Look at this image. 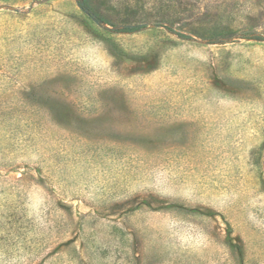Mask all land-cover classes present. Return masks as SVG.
Here are the masks:
<instances>
[{
  "label": "rangeland",
  "instance_id": "obj_1",
  "mask_svg": "<svg viewBox=\"0 0 264 264\" xmlns=\"http://www.w3.org/2000/svg\"><path fill=\"white\" fill-rule=\"evenodd\" d=\"M89 1L0 0V264H264V0Z\"/></svg>",
  "mask_w": 264,
  "mask_h": 264
},
{
  "label": "trees",
  "instance_id": "obj_2",
  "mask_svg": "<svg viewBox=\"0 0 264 264\" xmlns=\"http://www.w3.org/2000/svg\"><path fill=\"white\" fill-rule=\"evenodd\" d=\"M83 10L92 19L98 20L102 24H106L109 26H114L109 19L104 17L102 13L96 9L93 4L89 0H84ZM138 29L127 28L124 29V32H134ZM247 37L244 39L254 40L255 45L258 47H264V28L262 30H251L248 33H245ZM227 42H220V44H226ZM16 105L9 103L8 105H0V135H3L7 141H9L10 145H0V150L5 149L7 147L15 148V151H22L24 148H31L35 145L34 136L37 133V129H41L42 122L36 121L31 118H25L19 114H16ZM27 109L30 111H35V107L27 105ZM16 114V115H15ZM40 126V128H38ZM14 151V152H15ZM23 179H15V185L22 182ZM17 191L21 193L18 188L15 186L10 187V191ZM16 208V207H15ZM16 209H12L11 206L7 208L3 213H0V223H2V227L0 229H7L8 231L16 232L18 230L16 225L17 222V214L15 213ZM24 211V210H23Z\"/></svg>",
  "mask_w": 264,
  "mask_h": 264
}]
</instances>
